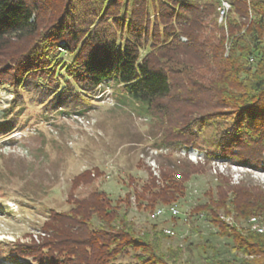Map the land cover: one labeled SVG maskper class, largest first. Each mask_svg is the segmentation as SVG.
I'll list each match as a JSON object with an SVG mask.
<instances>
[{"label": "trees", "instance_id": "obj_1", "mask_svg": "<svg viewBox=\"0 0 264 264\" xmlns=\"http://www.w3.org/2000/svg\"><path fill=\"white\" fill-rule=\"evenodd\" d=\"M224 3L230 8L220 23ZM247 22L248 29L232 37ZM228 46L230 52L223 53L222 48ZM233 51L243 60L241 67ZM188 52L191 62L178 58ZM221 60L226 61L224 68L219 66ZM205 71L219 74L218 80L229 84L223 92L225 100L231 99L226 96L229 88L239 87L240 72L253 73L254 84L248 95L235 96L232 105L239 109L237 113L195 114L182 117L180 123L175 113L184 105L195 109L209 92L223 90L214 86L213 78L207 79ZM232 78L235 83L230 84ZM106 83L119 86L156 120L163 134L157 147L194 148L208 160L223 159L264 171V0H0V89L13 94L12 105L0 114V137L17 126L21 130L29 127L37 109H43V115L65 114L71 109L83 112L90 104V94ZM166 99L169 105H160ZM171 108L174 116H169ZM178 120L180 127L173 132ZM246 132L254 133L251 146L256 150L243 151L249 157L252 154L254 161L236 159ZM97 175L93 169L75 176L68 195V202H73L70 211L47 209L40 229L53 234L50 239L0 244V260L17 264H179L158 261L147 242L140 247V255H133L135 239L123 237L118 226L113 235L105 233L116 214L105 193L94 190L74 200L73 190L91 184ZM150 175L143 192L165 201L176 191L175 187L168 191L162 180L155 184L156 177ZM134 193L140 205L150 204ZM250 193L246 205L237 206L235 212L248 221L256 216L264 219V192ZM10 198L20 203L28 200L18 190ZM7 209L0 203L1 211ZM96 214L103 217L100 227L89 225L86 239H72L81 230L75 220ZM233 239L236 250L255 254L258 248L264 256V234L253 230L245 238L234 233Z\"/></svg>", "mask_w": 264, "mask_h": 264}, {"label": "rangeland", "instance_id": "obj_2", "mask_svg": "<svg viewBox=\"0 0 264 264\" xmlns=\"http://www.w3.org/2000/svg\"><path fill=\"white\" fill-rule=\"evenodd\" d=\"M223 7L225 12L230 8L227 3ZM223 10L220 23L225 17ZM247 23L232 37L237 32L244 33L249 27ZM230 49L231 46L223 47L222 51L228 53ZM232 53L238 61L237 66L241 67L243 60L239 61L236 51ZM187 55L178 58L191 62V53ZM225 64L226 61L221 60L219 66L224 68ZM205 74L209 76L207 79L213 78L215 87H223V90L209 92L195 109L189 104L184 105L180 113H175L180 123L183 118L189 119L195 114L237 113L239 109L234 108L233 100L235 96L248 95L254 79L253 73L244 75L240 72L239 87L229 88L230 95L226 92V96L231 99L225 100L222 96L229 84L218 80L219 74L206 71ZM232 82L235 83L233 78L230 84ZM170 102L166 99L160 105L165 107ZM12 103V91L0 89V114ZM173 109L169 116L173 115ZM82 110L43 115V109H37L33 114L37 117L32 118L29 127L21 130L17 126L9 135L0 137V203L12 210H0L1 247L16 241L30 243L50 239L53 234L46 235L40 229L47 209L70 211L73 202H68V195L73 179L84 171L97 169L99 175L91 184H80L73 190L74 200L94 190L105 193L111 200L110 207L116 210L115 219H109L105 233L113 235V229L120 227L123 237L135 239L131 243L133 255H140V247L147 242L158 261L264 264V256L259 254L258 248L254 249L255 254L245 249L236 250L233 239L234 233L245 238L253 233V224L235 211L237 206L246 205L251 190L264 192L263 170L242 163L230 164L223 159L208 160L203 152L194 148L157 147L163 134L156 120L148 117L119 86L110 83L90 94V104ZM178 122L173 132L180 127ZM246 129L242 128L243 132ZM253 134L244 133L238 145L241 155L236 157L237 160H255L252 154L249 157L243 151L256 150L251 146ZM150 173L156 177L155 184L159 185L162 180L167 182L168 191L176 188L167 200L143 192V187L150 184ZM17 190L27 197L26 202L10 198ZM134 191L150 204L140 205ZM102 221L101 214L78 218L75 222L81 224V230L72 239H86L88 226L100 227ZM256 224L264 226V219L256 216ZM50 227L55 229L53 224ZM0 264L17 263L0 260Z\"/></svg>", "mask_w": 264, "mask_h": 264}, {"label": "built area", "instance_id": "obj_3", "mask_svg": "<svg viewBox=\"0 0 264 264\" xmlns=\"http://www.w3.org/2000/svg\"><path fill=\"white\" fill-rule=\"evenodd\" d=\"M225 10L226 9H224L223 12H222L223 15L225 14ZM250 223L253 224V230L258 231L259 233L264 234V226H259L258 224H256V218H252L250 220Z\"/></svg>", "mask_w": 264, "mask_h": 264}]
</instances>
